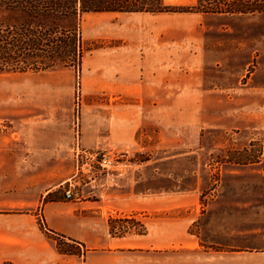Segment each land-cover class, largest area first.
<instances>
[{
	"label": "rangeland",
	"instance_id": "1",
	"mask_svg": "<svg viewBox=\"0 0 264 264\" xmlns=\"http://www.w3.org/2000/svg\"><path fill=\"white\" fill-rule=\"evenodd\" d=\"M258 1L264 0H203L195 8L197 0H164L173 13L97 12L78 21L72 34L75 49H68L64 67L71 73L74 160L53 167L51 178L66 180L41 195L33 211L60 253L75 256L79 264H94L95 258L104 264H231L233 257L238 264H264V16L205 13ZM65 36L51 33L49 48ZM132 50L143 51L148 82L162 80L158 91L147 90L159 97L154 106L119 91L108 95L91 87L100 78L105 81L109 68L123 83L127 63L135 59ZM36 73H0V98H10L13 78ZM67 78L59 77L61 83ZM61 91L65 94L63 87ZM94 105L116 106L121 116L136 105L132 110L145 116L137 131L138 145L98 146L116 155L108 170L90 163L97 147L81 143L82 119L93 113ZM154 109L157 122L149 116ZM3 125L0 121V130L7 129ZM139 191L148 194L142 195L148 206L172 196L180 197V205L129 211L125 195ZM53 200L93 205L77 217L100 228L105 237H136L147 245L118 257L110 248L53 231L42 215L44 203ZM171 221L180 223L179 245H167L172 236L160 228ZM188 240L197 244L183 245Z\"/></svg>",
	"mask_w": 264,
	"mask_h": 264
},
{
	"label": "crops",
	"instance_id": "2",
	"mask_svg": "<svg viewBox=\"0 0 264 264\" xmlns=\"http://www.w3.org/2000/svg\"><path fill=\"white\" fill-rule=\"evenodd\" d=\"M141 52L143 51H131L135 54V59L127 63L128 78L123 83H119V74L113 73L109 68L105 81L100 78L99 82L92 83L94 92L111 95L119 91L125 96L134 97L135 102L152 103L153 106L159 102L158 95L147 93V90L150 88L151 91H158L163 84L162 80L160 84L157 83L158 78L157 81L155 78L148 82V68L142 62L145 57ZM70 75V71L64 68L41 70L34 77L28 76L26 79L19 76L12 79L11 93L6 95L10 98L4 99L5 95H1L0 121H3V127L7 129L0 130V264H79L75 256L59 252L55 240L41 231L33 212L41 195L51 193L66 180L61 177L51 178L53 167H65L74 160L72 116L69 108ZM100 75H104L103 72L98 74ZM61 76L68 77L67 83H61ZM62 87L65 94H62ZM62 95L67 100L63 101ZM135 106L131 105L129 112L123 111L125 114L129 113L124 116L118 115L122 110L116 109V106H92L93 113H86L82 119L83 146L128 149L138 145L137 131L145 116L141 112L140 115L136 109L132 110ZM149 116L157 122V109L150 111ZM159 130L162 131V128ZM5 189L12 191L5 193ZM142 195L148 194L139 191L125 195V199L130 202L129 211L169 210L180 205V197L172 196L166 199L160 197L155 204L148 206L147 201L143 200L146 197ZM86 207L93 205L47 201L42 215L49 229L83 240L92 247L110 248L111 251L118 252V257L125 256L126 252L130 253L132 248L142 249L147 245L136 237H105L100 228L89 226L86 221L77 217V213L82 214ZM162 224L164 226L160 228L167 230L172 236L166 239L167 245L181 244V237L176 231L180 228V223L171 221ZM185 240L187 239L183 241ZM188 241L191 244L182 242L183 245L197 244V241ZM149 245L157 247L155 242ZM234 258L231 264H238ZM95 260L96 262L91 263L104 264L97 258ZM220 262L222 264V260Z\"/></svg>",
	"mask_w": 264,
	"mask_h": 264
},
{
	"label": "trees",
	"instance_id": "3",
	"mask_svg": "<svg viewBox=\"0 0 264 264\" xmlns=\"http://www.w3.org/2000/svg\"><path fill=\"white\" fill-rule=\"evenodd\" d=\"M202 1L197 0L195 8L202 6ZM97 12L157 14L174 10L170 11L164 0H0V73L66 67L68 49H75L72 34L78 21L86 13ZM210 12L224 18L264 16V1L205 13ZM59 31L66 36L49 48L51 33Z\"/></svg>",
	"mask_w": 264,
	"mask_h": 264
},
{
	"label": "built area",
	"instance_id": "4",
	"mask_svg": "<svg viewBox=\"0 0 264 264\" xmlns=\"http://www.w3.org/2000/svg\"><path fill=\"white\" fill-rule=\"evenodd\" d=\"M77 144L78 143L76 142V145ZM92 152L94 153V158L92 161H90V163L93 164V162L95 161L96 167L98 169L108 170L109 168L114 166V160H115L114 157L116 155L110 149L97 147L96 149L92 150ZM66 196L67 197L70 196L69 191L66 192Z\"/></svg>",
	"mask_w": 264,
	"mask_h": 264
}]
</instances>
